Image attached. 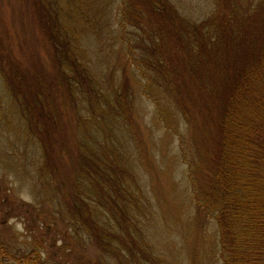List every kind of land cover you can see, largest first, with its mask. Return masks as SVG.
Segmentation results:
<instances>
[{"label":"trees","instance_id":"1","mask_svg":"<svg viewBox=\"0 0 264 264\" xmlns=\"http://www.w3.org/2000/svg\"><path fill=\"white\" fill-rule=\"evenodd\" d=\"M221 3L190 21L168 0H123L114 32L158 119L178 136L194 203L215 219L221 264H264V0ZM37 69L0 44V96L20 119L16 173L34 182V204L42 205L33 218L66 238L86 233L104 252L96 264H108V253L125 258L138 242L128 239L124 168L78 145ZM117 103L128 111L124 95Z\"/></svg>","mask_w":264,"mask_h":264},{"label":"rangeland","instance_id":"2","mask_svg":"<svg viewBox=\"0 0 264 264\" xmlns=\"http://www.w3.org/2000/svg\"><path fill=\"white\" fill-rule=\"evenodd\" d=\"M225 1L168 0L190 21ZM122 2L0 0V44L31 73L38 68L52 100L66 109L78 145L112 169L119 168L115 158L124 168L121 180L131 191L128 239L138 245L132 243L125 258L108 253V264H221L215 219L194 203L178 136L158 119L143 93L144 78L115 36ZM232 5L242 6L241 0ZM118 95L129 103L126 113ZM19 126L16 104L0 96V264H82L85 256L100 262L104 252L86 233L66 238L33 218L42 205L34 204V182L16 173Z\"/></svg>","mask_w":264,"mask_h":264}]
</instances>
